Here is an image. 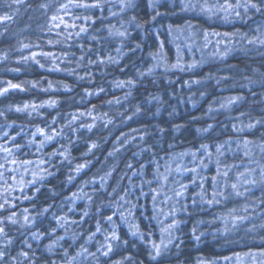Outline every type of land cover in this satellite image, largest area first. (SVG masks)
I'll list each match as a JSON object with an SVG mask.
<instances>
[{
	"label": "trees",
	"instance_id": "trees-1",
	"mask_svg": "<svg viewBox=\"0 0 264 264\" xmlns=\"http://www.w3.org/2000/svg\"><path fill=\"white\" fill-rule=\"evenodd\" d=\"M95 3L0 0V264H264V0ZM138 23L191 26L202 60L139 92L172 40ZM233 193L243 224L216 228Z\"/></svg>",
	"mask_w": 264,
	"mask_h": 264
},
{
	"label": "bare ground",
	"instance_id": "bare-ground-1",
	"mask_svg": "<svg viewBox=\"0 0 264 264\" xmlns=\"http://www.w3.org/2000/svg\"><path fill=\"white\" fill-rule=\"evenodd\" d=\"M150 5L152 7L153 2ZM138 25L141 28L142 33L145 34L144 35L145 38L148 36L150 37V34H151V36L156 40V44L158 46H161L162 44L165 43L164 35H165V37L167 36L168 38H170V40H172V41H169V40L167 41V42H171L172 44L176 43V42L178 44V43L182 42V40L187 37L185 29L182 26H179L178 31H172L173 30L172 27H167L166 32H164L163 30H157V27L155 26V29L152 30L153 32H151L149 34V33H144L142 23H138ZM119 27H122V25H120ZM200 38H201L202 42H204L206 40L201 36H200ZM194 42H195V44L193 43L192 48L201 49L200 46L202 43L199 46V44H197L196 40ZM135 43H137V42H135ZM163 55L165 56V59H164L165 63L163 65L160 63H156L154 75L153 74L146 75V76L140 75L137 77V79H138L137 86H138L139 92H142V90L144 88L149 86L152 82V79H156V80H158V79L165 80L166 79V72L169 74L168 66L170 65V63L172 62L173 59H171L172 56H167V54L165 52H163L162 55H160V56H163ZM133 66H134V64H133ZM134 68H135V66H134ZM127 69L128 68L126 66L121 67V70H123V72H125ZM182 71H184V70H182ZM186 174L193 175L194 172L189 171ZM203 195L205 196V199L208 198V200L210 201L209 204H212L216 207L224 205L223 200H221L219 198L218 194L214 191H211L210 189L208 190V188ZM236 197H237V195L235 193H233V201L234 202H233V204L229 205L228 209H230V210H229L228 214L226 213V214L221 215L220 217H216V218L212 219L213 221H215L213 226H217L216 228L222 229V227L220 228L219 226H222V224H225V223L230 224L232 227H236V228L239 227V225L243 224L242 216L244 214V211H243L241 204L236 202L237 201ZM206 208H209V207L206 206ZM176 225H177L176 221L173 218H170V219H167L164 222V224L161 226V228L158 229L159 232L161 231V234H160V236H158V238H155L156 242H155V245H153V248L155 249V252L157 254H158V251L162 249L161 254L163 253L165 258H170L169 257L170 254L175 251V248L171 249L169 246L168 247H162V244L165 243V241L169 237L170 233L176 229V227H175ZM144 232L146 234V238H145L144 242L150 241L151 239H153L156 236V225L151 224V223L146 224ZM157 246H160V248L157 249L156 248ZM241 257L244 258L245 255H242ZM220 262H222V264H225L226 259H224ZM198 264H204V261H200Z\"/></svg>",
	"mask_w": 264,
	"mask_h": 264
},
{
	"label": "rangeland",
	"instance_id": "rangeland-1",
	"mask_svg": "<svg viewBox=\"0 0 264 264\" xmlns=\"http://www.w3.org/2000/svg\"><path fill=\"white\" fill-rule=\"evenodd\" d=\"M106 2H108L109 4H111V6L109 8H111L112 10V13H114V16L116 18H120L121 16H123V14H125L126 16V13H124L127 9V2L129 0H105ZM184 5L183 6H186V7H189L188 4H186L185 2L183 3ZM248 4V3H247ZM103 5V0H96V3L92 6V8H97L99 9L100 11H102V7ZM213 10H215V6L214 8L211 7ZM230 9V8H229ZM109 9L107 8V11ZM211 10H208V12H210ZM246 11H247V7L244 6V5H240L239 7H236L235 9H231V11L229 12L228 15L230 16H233L234 18H241V15L242 14H246ZM111 13V12H109ZM108 13V14H109ZM247 15V14H246ZM224 17V16H223ZM226 17V20L228 21L229 18L228 16H225ZM248 17V15H247ZM243 19H245L246 17L245 16H242ZM225 19V18H224ZM58 23H62V24H70V23H67V22H63L61 19H59L57 21L56 24ZM124 23V22H123ZM125 26L123 25V28ZM187 28V29H186ZM184 29H186L185 31L187 32H191V30H193L191 28V26H184ZM211 34H208L207 32L206 33H201L200 36L203 37L204 39H207V37H209ZM189 39L191 38H185L182 40V42L178 43H171V49H172V62L170 63V65L168 66V68H173L174 66H177L178 64V67L176 69H181V70H184V69H189V68H192L193 66H195L197 64V62H200L202 59V53L205 54V50L206 48L204 49H198V48H192V45L193 43L195 44L194 40L192 41H188ZM160 52L157 54V57H155V60H157V62H159L160 64H164L165 63V56H160L162 55V51L161 49H159ZM36 54V52H34V55ZM213 53H208V55H211ZM179 170L184 172V173H187L189 171H193L195 172V169L194 168H190L189 166H186V163L182 162L181 163V166L179 167ZM20 181L22 182L23 180H26L25 179V176H26V172H23V173H20ZM30 179H33L31 177V175H29V180ZM166 246H169L168 243H165L162 244V247H165ZM157 249L160 248V246H157L156 247ZM235 264H252V259L251 257L250 258H246V259H240V257H237L236 260L234 261ZM204 264H208L207 262H204Z\"/></svg>",
	"mask_w": 264,
	"mask_h": 264
},
{
	"label": "snow or ice",
	"instance_id": "snow-or-ice-1",
	"mask_svg": "<svg viewBox=\"0 0 264 264\" xmlns=\"http://www.w3.org/2000/svg\"><path fill=\"white\" fill-rule=\"evenodd\" d=\"M253 7H255V5H252ZM2 19H4V20H7V19H10V17H7V16H5V17H3ZM10 87H18V86H15V85H11ZM4 91H7V89H5ZM25 107H27V105L25 106ZM18 110H20V109H18ZM50 139V138H49ZM80 167H84L83 165L82 166H80ZM79 170V169H78ZM233 187H235V186H233ZM110 219V218H109ZM0 231H3L2 229H0ZM116 237L115 236H113V239H115ZM0 255H2V254H0Z\"/></svg>",
	"mask_w": 264,
	"mask_h": 264
}]
</instances>
